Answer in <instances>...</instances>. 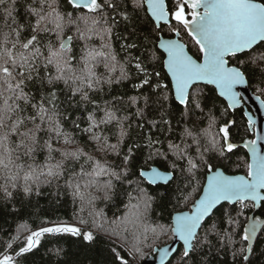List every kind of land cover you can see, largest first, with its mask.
<instances>
[{"label": "snow or ice", "instance_id": "snow-or-ice-1", "mask_svg": "<svg viewBox=\"0 0 264 264\" xmlns=\"http://www.w3.org/2000/svg\"><path fill=\"white\" fill-rule=\"evenodd\" d=\"M67 5L71 11L61 0H24L23 4L0 0V192L5 200L12 199L18 189L25 196L33 192L39 196L42 186L63 180V185L56 183L54 194L61 195L63 188L74 205L79 203L73 217L76 223L46 219L35 229L18 224L16 235L0 248V264H18L17 258L38 250L44 237L83 236L93 241L95 232L119 239L133 258L150 240L170 232L182 241L177 264H207L213 250H226L234 264L238 257L242 264H252L255 242L264 235V220L247 217L242 224L239 217L249 202L253 208L264 206V154L258 147L264 137L243 141L252 156L246 176L215 170L205 153L228 158L240 144L233 140L234 120L218 124L211 109L205 112L206 98L198 85H214L228 101L227 108L235 109L240 99L234 89L248 78L242 68L250 67L264 83V0H172L171 8L168 0H67ZM19 8L24 9L23 16ZM140 12L145 13L143 19L151 20L152 28L143 42L122 45L123 50H137L139 55L121 62L105 41L118 23L126 30L137 29ZM165 27L171 38L160 35ZM182 33L198 47L199 59L188 54ZM94 38L101 41L99 49L91 44ZM237 56L244 57L241 67L228 66V58ZM101 58L103 74L97 71ZM157 64L165 70L163 75L156 70ZM130 69L139 78L133 85L138 94L99 103L96 97L102 98L104 86L111 89L114 83L131 79ZM118 105L136 109L138 128L151 126L141 136L148 149L145 160L163 161L165 169L141 167L130 176L132 147L123 154L120 172L109 163L108 156H121L131 127L125 126L128 115H118ZM154 105L158 107L153 109ZM72 112L80 115L71 119ZM153 112L160 113L159 120L149 119ZM177 112L183 120L207 119L208 127L202 130L207 146L201 147L199 136L187 127L180 133V143L165 137V147V139H153L152 129L160 124L175 134L165 116ZM65 122L86 137L83 144L65 129ZM113 125L114 144L105 134ZM189 137L197 145L196 156L189 152ZM89 144L91 152L85 151ZM40 155L42 161H38ZM205 167L206 182H202L198 173ZM114 180L126 182L130 190L125 191L123 214L109 221L95 205L100 199L111 200ZM158 187L164 188L159 198L175 200L174 207L191 202L189 210L177 212L167 227L150 220L157 200L152 190ZM196 192L201 194L193 199ZM86 210L90 220L83 216ZM21 231L27 235L22 237ZM177 251L160 249L162 264ZM113 252L116 264H130Z\"/></svg>", "mask_w": 264, "mask_h": 264}, {"label": "trees", "instance_id": "trees-1", "mask_svg": "<svg viewBox=\"0 0 264 264\" xmlns=\"http://www.w3.org/2000/svg\"><path fill=\"white\" fill-rule=\"evenodd\" d=\"M20 3L23 4L24 0H20ZM61 3L67 11L72 10L71 7L67 5V0H61ZM168 6L169 8L172 7V0H168ZM18 10L20 11L21 16H23L24 9L19 8ZM139 15L141 19L137 23V29L134 30L129 27L126 30L123 23H118L113 29L111 38L105 41L111 45L112 52L121 62L126 60L129 55H139L137 50H123L122 45L131 41H136L137 43L143 42L145 34L149 33L152 28L151 20L143 19L145 13L140 12ZM132 32H135V35L130 37L129 33ZM160 34L171 36V33L168 32L166 27ZM181 39L187 44L188 51L194 57L199 59L198 47L194 45L191 38L186 33H182ZM91 44L99 49L101 41L99 38H94L93 41H91ZM77 51H79V47H77ZM104 51H107V49H104ZM228 59L229 64L241 67L240 61L244 59V57L237 56L229 57ZM156 70L161 71L162 75L165 72L160 64L156 65ZM242 70L248 76L247 80L252 91L264 100V91H261V89H264V83H261L260 77L252 74V69L250 67H244ZM97 71L102 74L105 72L103 68V58H101V63L97 68ZM149 71H151V69H149ZM116 75H119V73L117 72ZM130 76L131 79L129 80L114 83L111 86V89L105 85L102 98L101 96H97V101L102 104L104 100H112L113 97H123L124 100H127L129 96L137 95L138 93L134 89L133 85L134 83L139 82V78L133 69H130ZM59 87H63V85L61 84ZM198 87L201 88L206 98L205 112L211 109L217 118L218 124H222L225 121H235L231 130L234 142L240 143L253 137L247 125L242 107L231 111L227 108L225 101L217 95L214 87L205 84H199ZM118 107L121 108L118 112L119 116H129V120L126 122L125 126L127 127L128 124H131V127L129 128V138H127L125 145L121 149V156H108L107 159L109 163L113 165L117 172H120L123 154L127 153L128 147H132V157L130 158L129 165L127 166L130 176L141 167L147 169L152 165H156L161 169H165L167 165L163 161L145 160L148 149L144 146L145 141L141 139V136L147 135L151 126L147 125L144 129L138 128L136 126L137 118L134 115L136 109L134 107L124 108L121 105H118ZM156 107L158 106L154 105L153 109ZM89 110H91V108H89ZM77 115H80V112H72L70 118L75 119ZM100 115H102V113H100ZM159 118V112H153L149 116V119L159 120ZM165 119L171 120L172 126L175 129V134L172 135L167 132L168 125L160 124L159 129H152L153 139L157 136H159L160 139L168 137L169 139H173L176 143H180V133L185 127H187L193 131L194 135L199 136L201 147L207 146V139L202 135V130L208 127V121L206 118L203 121H201L198 117H192L190 120H183L177 112L174 113L173 117L165 116ZM178 120L181 121L179 124H177ZM84 126L86 125H81V127ZM64 127L67 131L73 132L75 139L80 141L82 144L84 143L86 137L82 138L81 134L73 131L69 122H65ZM115 130V125L105 129V134H108L110 137L109 143H116V138L112 135ZM216 130L217 129L215 128L212 129V131ZM186 143L191 144V148L189 149L190 154L196 156L197 145L193 143L192 138H187ZM137 144L141 145V147L137 148ZM166 145L167 140L165 139V147ZM92 147L93 146L89 144L85 147V151L91 152ZM205 158L213 166V168L221 167L227 173H247L248 154L241 146L234 153L230 154L228 158L222 159L214 152L205 153ZM42 160L43 155L38 156V161ZM180 163L186 165V161H181ZM206 172L207 168L205 167L201 169L200 173H198L202 182H204ZM132 178L135 179V177ZM56 183L63 185V180L54 182L51 186H42V194L39 196H37L35 192H33L30 196H25L22 190L18 189L15 190L12 199L5 200L3 193L0 192V248H2V246L13 235H16L17 226L20 223H27L32 229H35L46 219H60L67 220L70 223H76V220L73 217L79 210V203L77 202V204L74 205L72 203V197L67 194L63 188L60 189L61 195H55L54 193L57 191ZM113 183L115 187L112 192L111 200L105 201L100 199L95 205L97 210L103 209V212L109 221L116 219L123 214V204L127 202L125 191L130 190L129 185L126 182L121 183L120 181L114 180ZM152 191L154 195H157V200L153 204L150 215V220L154 224L160 223L167 227L171 224V217L174 212L190 208L191 202H189L187 207L182 205L174 207L176 203L175 200H172L171 202L161 200L159 196L164 192L163 187H158ZM189 191H191V189H189ZM199 194L200 192H196L193 199H196ZM236 207L240 206L236 205ZM253 209L254 208L251 206V202H249V207L245 210L244 215L239 217L242 224L246 223V218L254 211ZM254 215L264 217V206L255 210ZM83 216L90 220L87 210L83 213ZM84 230H89V227H84ZM25 235H27V233L21 231V236L23 237ZM95 236L96 238L93 241H85L83 236H66L59 239L54 237H44L41 240V246L38 250H34V253L27 254L25 257L17 258L18 264H116L113 249L127 258L130 264H136L153 254L155 246L159 247L169 242L172 238V234L168 232L167 234L160 236L159 239L154 241L150 240L148 242V246H142L141 253L136 254L135 258H133L128 254V249L124 246V244L116 237H109L104 232H95ZM177 249L178 251L171 256L166 264H177L180 251H182V245H179ZM205 252H208V250L205 249ZM251 259L252 264H264V235H261L260 241L255 242V252ZM207 264H234V262L233 257L226 250L219 253L213 250L207 255ZM235 264H242L241 258L238 257Z\"/></svg>", "mask_w": 264, "mask_h": 264}, {"label": "water", "instance_id": "water-1", "mask_svg": "<svg viewBox=\"0 0 264 264\" xmlns=\"http://www.w3.org/2000/svg\"><path fill=\"white\" fill-rule=\"evenodd\" d=\"M165 38H171V37H165ZM187 51H188V49H187ZM188 54L193 56L189 51H188ZM193 58L197 59L194 56H193ZM228 66L231 67V66H236V65L229 64ZM236 67H238V66H236ZM201 84H204V83H201ZM210 86L214 87V89H215V91H216V93L218 95V91L215 88V86L214 85H210ZM234 90L239 93V99H240V103H239V105L236 108L243 107V113H244V116H245V118L247 120V124H248L249 119L251 120V125L249 126V124H248V126H249L250 130L254 133V136H253L252 139H256L258 136L259 137H264V100L259 95H256L252 91V89L249 86L248 80H247V82L245 84L237 85ZM257 97H259V99H257ZM221 98L228 105V101L225 98H223V97H221ZM235 109H230V110L233 111ZM249 140H251V139H249ZM239 144H240L241 147H243V141L240 142ZM258 147L260 148L261 153L264 154V139H261V140L258 141ZM243 148L246 150V152L248 154V163H251L252 162V156H251L250 151L248 150V148H245V147H243ZM152 166H156V165H152ZM147 169H149V168H147ZM214 169L215 170H219V171L223 172L226 175H243V176L247 175V173H240V172L239 173H227L221 167H216ZM206 174H207V172H206ZM204 182H206V175H205ZM200 194H201V192H200ZM199 195L197 196V198L199 197ZM190 207H191V205H190ZM257 209L258 208H254L253 209L254 211L252 213H250L248 217H256V218H260L261 220H264V217H259L258 215H254V212ZM188 210L189 209L181 210V211H188ZM177 212H179V211L174 212L172 214V216H174ZM179 245H182V241H179L178 238H174L172 236L171 241H169L166 244H163V245H161L159 247H155L154 250H153V254H151L148 257H146L139 264H162L160 249H163L165 247L177 249ZM172 255H170L168 257H165L164 260H163V264H166V262L171 258Z\"/></svg>", "mask_w": 264, "mask_h": 264}, {"label": "flooded vegetation", "instance_id": "flooded-vegetation-1", "mask_svg": "<svg viewBox=\"0 0 264 264\" xmlns=\"http://www.w3.org/2000/svg\"><path fill=\"white\" fill-rule=\"evenodd\" d=\"M162 35V34H161ZM163 36H165V35H163ZM166 37H171V36H166ZM252 136H253V134H252ZM251 139V138H250Z\"/></svg>", "mask_w": 264, "mask_h": 264}, {"label": "rangeland", "instance_id": "rangeland-1", "mask_svg": "<svg viewBox=\"0 0 264 264\" xmlns=\"http://www.w3.org/2000/svg\"><path fill=\"white\" fill-rule=\"evenodd\" d=\"M70 223V222H69ZM139 263H141V262H139ZM139 263H136V264H139Z\"/></svg>", "mask_w": 264, "mask_h": 264}]
</instances>
